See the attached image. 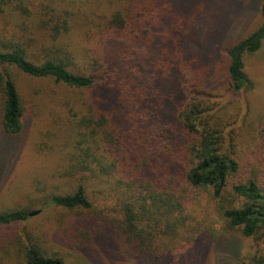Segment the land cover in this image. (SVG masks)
Masks as SVG:
<instances>
[{"label":"trees","instance_id":"16d2710c","mask_svg":"<svg viewBox=\"0 0 264 264\" xmlns=\"http://www.w3.org/2000/svg\"><path fill=\"white\" fill-rule=\"evenodd\" d=\"M176 12L165 1L135 0L94 20L70 0H0V132L13 138L32 124L29 101L21 96L13 71L87 94L81 117L75 110L67 127L74 134L73 148L57 170L62 178H76L78 187L40 200L46 209L89 211L98 194L94 188L112 184L116 222L104 225L102 235L90 230L87 240L77 232L78 249L98 235L107 241L109 256L120 262L177 258L185 244L205 234L206 211L231 239L251 240L260 253L264 169L243 163L233 138L227 144L228 124L207 89L209 68L186 59L187 36ZM261 16L253 34L224 50L234 93L254 89L244 57L263 45L264 3ZM80 18L96 30H80ZM197 24L191 22V36ZM84 36L93 44L89 52L80 50L84 41L77 39ZM39 47L42 57L33 52ZM84 60L87 65H80ZM203 196L209 200L200 211ZM32 212L23 206L1 210L0 228L19 226ZM13 237L0 254L14 264H68L38 238ZM247 257L241 258L243 264H264V255Z\"/></svg>","mask_w":264,"mask_h":264},{"label":"rangeland","instance_id":"374dc122","mask_svg":"<svg viewBox=\"0 0 264 264\" xmlns=\"http://www.w3.org/2000/svg\"><path fill=\"white\" fill-rule=\"evenodd\" d=\"M70 1L92 14L94 20L135 2ZM161 1L170 3L177 11L176 15L181 22L180 29L187 36L186 59L196 58L209 68L207 89L213 94L210 99L215 104V109L221 111L220 114L224 115L223 118L228 124L225 128L227 144L233 138L232 144L236 145L235 151L241 161L264 169V42L257 53L244 57L245 71L254 83V89L250 92H233L226 75L224 60V50L229 44L232 46L246 39L260 27L264 0ZM89 21L80 18L77 20V27L82 31L96 30V27H90ZM192 21L198 24L191 36ZM1 26L4 27V24ZM5 27L11 29L9 26ZM7 36L11 38V34ZM77 40L84 41L80 50L88 49L89 52L93 49V44L85 42V36ZM33 52L42 57L45 51L39 47L34 48ZM87 61H80V65H87ZM13 73L21 96L29 101L32 124H27L24 131L13 138L0 132V165H5L0 171V211L23 206L40 213L19 226L0 228L1 248L7 247L10 238L19 234L27 240V237L31 240L38 238L45 245L59 251L68 264H243L241 258L244 254L247 258L264 255V243L259 253L251 240L244 242L237 238L231 239L222 231L221 225L208 215L209 212L205 211V234L200 235L195 243L185 244L177 258H165L160 263H125L109 256L105 251L108 248L107 241L98 235L107 232L104 225L116 222L111 213L115 204V198L109 197L112 192L111 183L106 182L94 188L98 194L93 195L94 208L89 211H68L58 207L46 209L40 204L43 198L53 194L71 193L78 187L76 178H62L57 170L65 153L73 148L71 145L74 134L67 132V127H70V122L75 121V110L78 113L77 118L81 117L86 92L68 89L52 79L31 78L17 71ZM102 89L108 92L105 87ZM98 93L103 97L101 90H97L96 94ZM208 200L206 196L199 199L200 211ZM90 230L98 234L97 238L93 242L90 240L92 244L88 247L78 249L75 246L78 241L76 233L83 232L82 238L87 240L90 238ZM11 250L14 251L13 248ZM5 255L3 252L0 254V264H14ZM13 257L15 258V253Z\"/></svg>","mask_w":264,"mask_h":264},{"label":"water","instance_id":"95a60500","mask_svg":"<svg viewBox=\"0 0 264 264\" xmlns=\"http://www.w3.org/2000/svg\"><path fill=\"white\" fill-rule=\"evenodd\" d=\"M40 213V211H35V212H32L30 213V217H33V216H36Z\"/></svg>","mask_w":264,"mask_h":264}]
</instances>
